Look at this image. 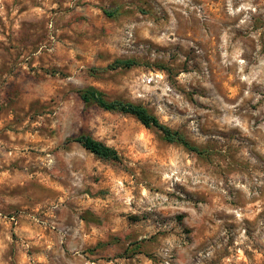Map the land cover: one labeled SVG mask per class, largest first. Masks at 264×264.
Here are the masks:
<instances>
[{"label": "rangeland", "instance_id": "1", "mask_svg": "<svg viewBox=\"0 0 264 264\" xmlns=\"http://www.w3.org/2000/svg\"><path fill=\"white\" fill-rule=\"evenodd\" d=\"M0 264H264V0H0Z\"/></svg>", "mask_w": 264, "mask_h": 264}, {"label": "trees", "instance_id": "2", "mask_svg": "<svg viewBox=\"0 0 264 264\" xmlns=\"http://www.w3.org/2000/svg\"><path fill=\"white\" fill-rule=\"evenodd\" d=\"M137 65V62L132 59L118 60L115 67L131 68ZM78 93L86 105L98 106L104 110L111 112H120L124 114H131L135 116L143 125L148 128H156L164 135L169 142L179 143L191 151H196L203 154L198 146L192 144L190 140L179 130H174L169 126L163 124L157 116L152 114L146 107L141 104L126 102L115 99L110 100L106 94L93 86L78 90ZM80 143L85 149L95 154L104 161L121 162L122 156L117 149L108 145L102 140L95 138L90 134H81L73 139Z\"/></svg>", "mask_w": 264, "mask_h": 264}]
</instances>
